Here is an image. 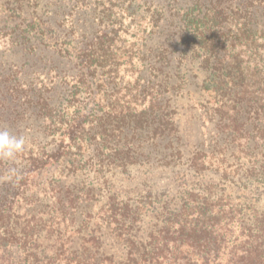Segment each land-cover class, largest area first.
Instances as JSON below:
<instances>
[{
  "label": "trees",
  "instance_id": "trees-1",
  "mask_svg": "<svg viewBox=\"0 0 264 264\" xmlns=\"http://www.w3.org/2000/svg\"><path fill=\"white\" fill-rule=\"evenodd\" d=\"M2 1L0 35L17 46L10 56L27 51L6 89L21 87L19 114L36 113L47 140L11 145L17 132L0 144V264H15L18 252L39 258L45 228L97 226L101 196L120 252L94 235L76 250L56 247L47 264H264V0H28L26 15L23 0ZM53 72L67 85L54 104ZM180 95L204 96L191 107L228 132L223 145L217 151L216 134L212 150L194 154L187 175L197 182L181 176V203L166 189L134 202L116 181L139 161L122 143L125 128L132 137L179 132L170 103ZM202 184L208 193L196 191ZM163 200L177 206L150 211Z\"/></svg>",
  "mask_w": 264,
  "mask_h": 264
},
{
  "label": "rangeland",
  "instance_id": "rangeland-1",
  "mask_svg": "<svg viewBox=\"0 0 264 264\" xmlns=\"http://www.w3.org/2000/svg\"><path fill=\"white\" fill-rule=\"evenodd\" d=\"M2 3L3 1L0 0ZM50 0H42L41 3L43 6ZM20 3H23L27 8L25 11V15L27 14V9L34 4L32 1L29 2L28 0H23ZM0 4V18L4 15L5 9ZM42 9V7H40ZM0 24L2 21L0 20ZM67 26L70 25V22L66 23ZM0 35V144L1 142H7L8 136L11 134L16 135L19 132L18 136H16V141H14L11 145L22 146L27 141L32 139L37 140V142H45L47 138L44 136L41 128L39 127V121L37 120L36 113L34 115L28 116V112L25 116L20 115L19 111L22 110L21 102L22 96L19 94L23 93L21 91V87L18 91H15L13 95H10L6 86H15L18 84L16 78L22 77L21 73L13 75L11 72L18 71L19 66L23 61V54L27 52L26 50L19 51L11 55L13 51V47L15 44L11 40V36L6 33H2ZM130 37L132 34L129 35ZM134 39V38H132ZM56 41V40H55ZM54 42V40H52ZM17 47V46H15ZM18 48H21L18 46ZM53 48V47H51ZM56 49V47H54ZM37 66V65H36ZM28 67V66H27ZM54 78H56V72H53ZM205 76V73H202L201 79ZM39 77V76H38ZM160 78H163L161 76ZM40 79H44V75H41ZM57 83L53 86V83H48V96L50 97V102L52 104L59 102L65 93V88L67 85H62L60 83V79L56 78ZM59 82V83H58ZM23 83V82H21ZM24 84V83H23ZM20 98H19V96ZM198 95V94H197ZM169 96V94H168ZM18 97V98H16ZM14 99H18L14 101ZM186 100V102H185ZM191 100V99H190ZM206 99L204 96H195L191 101L187 99H183L180 96L174 98L172 100L171 107H175L177 104L178 110L177 113L174 115L176 120V124L180 127L179 132H175L173 135H161L160 137L157 136L155 133L152 132H136L133 136V132H130L129 129L126 127L123 135L127 132L129 133V139L127 141H122V143H126L127 147H133L134 151L138 154V163L131 165V169H133L130 173H120L116 181L119 182L121 187H117L120 194L122 196H129L131 197L132 201L136 202L137 199H142V197H146L150 193L155 195L158 194L159 190L168 191L167 195L172 196V193L175 192L178 194V198H175V204H179L181 196L183 194V186L182 177L184 174L185 176L187 173L191 171V164H192V157L196 152L199 151H210L214 148V141H212V136L219 134L216 139V149L217 151L220 150V147L223 145L224 139L222 137H226L227 133L225 132H216L215 131V120H210L207 117H202L201 110H196L194 106V102H202L205 104ZM189 102V103H188ZM190 104L189 106L187 104ZM33 104V103H32ZM28 104L26 103V107ZM195 106H202L196 105ZM25 107V108H26ZM35 106H30V111H35ZM28 116V117H27ZM154 124V123H152ZM221 133V134H220ZM177 137H179L177 141ZM220 137V138H219ZM1 138H4L5 141H2ZM229 144L230 142L226 140ZM246 140L243 138L240 143L245 144ZM113 144V143H112ZM236 145V144H235ZM245 146L242 148L244 149ZM234 149V146L231 144L229 148H227L223 152V157L227 159L225 166H228L234 161V157L230 156V152ZM180 150V152H178ZM248 150L247 147L244 151ZM248 153L243 152L242 158L245 160L244 157ZM208 166H212L215 168L218 162L216 158L211 157L206 159ZM211 162V163H210ZM216 162V163H215ZM191 174V173H189ZM191 181V186H193L197 182L194 177L187 175L186 176ZM207 181L206 178H204ZM203 182V179L201 180ZM213 181V180H212ZM215 181V180H214ZM196 191L199 193H208L204 192L207 184L202 185H195ZM225 186V185H223ZM201 188V189H200ZM181 189V190H180ZM203 190V191H202ZM228 191V190H226ZM214 195L217 196L221 194V189L213 188ZM106 197L101 196V201L99 207L95 210V225L90 224L88 226H79V222L77 224H68L67 226H62L59 229L45 228V230H41L38 234V241L42 243L41 249H43V253H41L38 257L31 256L26 259L25 255L21 252L18 254H14L13 260L15 264H47L43 257L44 255L51 258L55 253L56 247L62 245L63 243L66 246H71L72 250H76L79 244H82L85 240L92 238V236L96 235L97 238L102 241V243H109L112 244V252H117L121 250V244L117 242L114 238V235L109 234L108 229L103 226L104 222L106 223L105 219L108 216L106 212ZM167 197V196H165ZM166 199L167 201L170 199ZM234 197V196H233ZM262 208L264 209V200L261 202ZM164 204V205H163ZM159 205V206H158ZM173 204L165 205V200L161 201L159 204L156 205L154 210L150 208L152 212H159L163 213L168 208H171ZM175 207L177 205H174ZM173 206V207H174ZM172 207V208H173ZM144 218L148 220L149 216L146 215ZM101 225V226H100ZM98 229L97 231H95ZM57 230V231H56ZM95 231V232H94ZM76 247V248H75ZM109 249V248H108ZM31 254V253H29ZM47 257V259H49ZM66 257V256H65ZM65 264V260L63 261Z\"/></svg>",
  "mask_w": 264,
  "mask_h": 264
}]
</instances>
